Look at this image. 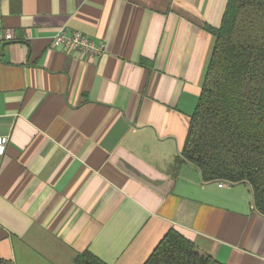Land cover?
I'll use <instances>...</instances> for the list:
<instances>
[{
  "label": "crops",
  "instance_id": "0c3cea01",
  "mask_svg": "<svg viewBox=\"0 0 264 264\" xmlns=\"http://www.w3.org/2000/svg\"><path fill=\"white\" fill-rule=\"evenodd\" d=\"M227 0H0V264H144L169 230L264 264L246 183L180 153ZM104 47L53 44L60 30Z\"/></svg>",
  "mask_w": 264,
  "mask_h": 264
},
{
  "label": "trees",
  "instance_id": "16d2710c",
  "mask_svg": "<svg viewBox=\"0 0 264 264\" xmlns=\"http://www.w3.org/2000/svg\"><path fill=\"white\" fill-rule=\"evenodd\" d=\"M181 159L207 182L249 185L264 216V0H227ZM76 264H103L85 252ZM144 264H220L169 230Z\"/></svg>",
  "mask_w": 264,
  "mask_h": 264
},
{
  "label": "built area",
  "instance_id": "2783aa9c",
  "mask_svg": "<svg viewBox=\"0 0 264 264\" xmlns=\"http://www.w3.org/2000/svg\"><path fill=\"white\" fill-rule=\"evenodd\" d=\"M52 40L54 45L62 46L68 51L93 54L97 56L104 53V47L102 45L96 44L93 40L78 32H73L70 35H67L65 30L60 29ZM12 41H15V34L12 30H0V45ZM6 144V138L0 137V157L5 153Z\"/></svg>",
  "mask_w": 264,
  "mask_h": 264
},
{
  "label": "water",
  "instance_id": "95a60500",
  "mask_svg": "<svg viewBox=\"0 0 264 264\" xmlns=\"http://www.w3.org/2000/svg\"><path fill=\"white\" fill-rule=\"evenodd\" d=\"M6 43H2L1 45H0V50L3 48V46L5 45Z\"/></svg>",
  "mask_w": 264,
  "mask_h": 264
}]
</instances>
